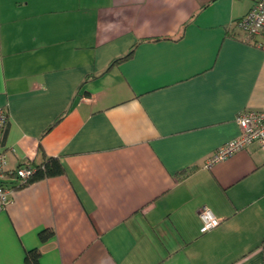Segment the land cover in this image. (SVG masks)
<instances>
[{
  "label": "crops",
  "instance_id": "crops-1",
  "mask_svg": "<svg viewBox=\"0 0 264 264\" xmlns=\"http://www.w3.org/2000/svg\"><path fill=\"white\" fill-rule=\"evenodd\" d=\"M255 2L0 0L10 166L65 169L14 191L0 264H264V151L206 167L264 110L263 38L237 26Z\"/></svg>",
  "mask_w": 264,
  "mask_h": 264
},
{
  "label": "built area",
  "instance_id": "built-area-1",
  "mask_svg": "<svg viewBox=\"0 0 264 264\" xmlns=\"http://www.w3.org/2000/svg\"><path fill=\"white\" fill-rule=\"evenodd\" d=\"M255 5L243 16L237 26L249 37L261 36L263 40L258 46L264 50V0H255ZM9 117L7 109L0 107V212L5 210L12 201V195L18 187L26 184L34 175L35 169L30 165L16 168L10 166L9 152L3 144ZM240 134L233 140L221 146L207 161L206 167L212 168L237 152L257 144L264 151V110H247L236 117ZM201 233H207L217 228L221 221L208 208L199 212Z\"/></svg>",
  "mask_w": 264,
  "mask_h": 264
},
{
  "label": "trees",
  "instance_id": "trees-1",
  "mask_svg": "<svg viewBox=\"0 0 264 264\" xmlns=\"http://www.w3.org/2000/svg\"><path fill=\"white\" fill-rule=\"evenodd\" d=\"M132 55H133V52H130L127 56L115 60L113 62V65L120 63L124 60H127ZM42 156H43V162L34 167L35 169L34 175L31 177V179L26 184L18 188H21L25 185H28L30 183H34L40 180L58 177L65 173L63 164L58 157H49L45 153H43ZM52 236H53L52 231L50 232L44 231V232H41L40 234V238L42 241H46ZM39 255L40 254L38 251H31L27 254L26 261L31 264H39Z\"/></svg>",
  "mask_w": 264,
  "mask_h": 264
}]
</instances>
